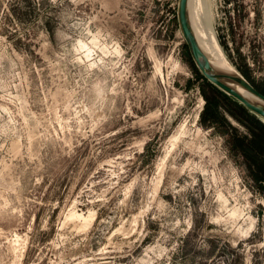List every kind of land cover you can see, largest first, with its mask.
Returning a JSON list of instances; mask_svg holds the SVG:
<instances>
[{
	"label": "rangeland",
	"instance_id": "rangeland-1",
	"mask_svg": "<svg viewBox=\"0 0 264 264\" xmlns=\"http://www.w3.org/2000/svg\"><path fill=\"white\" fill-rule=\"evenodd\" d=\"M177 1L0 0V264H264V121ZM208 1L264 95V0Z\"/></svg>",
	"mask_w": 264,
	"mask_h": 264
},
{
	"label": "water",
	"instance_id": "water-1",
	"mask_svg": "<svg viewBox=\"0 0 264 264\" xmlns=\"http://www.w3.org/2000/svg\"><path fill=\"white\" fill-rule=\"evenodd\" d=\"M187 3L188 0L177 1L176 19L178 29L182 35L187 52L193 64L208 83L216 87L227 96L231 97L233 100L245 107L249 112L253 113L259 119L264 121V95L257 91L243 77L219 73L211 66L209 59L200 49L193 35L188 17ZM231 85L238 86L247 94L253 96L255 99H257L259 105L246 99L233 87H231Z\"/></svg>",
	"mask_w": 264,
	"mask_h": 264
},
{
	"label": "bare ground",
	"instance_id": "bare-ground-1",
	"mask_svg": "<svg viewBox=\"0 0 264 264\" xmlns=\"http://www.w3.org/2000/svg\"><path fill=\"white\" fill-rule=\"evenodd\" d=\"M207 2L209 3L210 1L207 0ZM209 7H210V4L208 8ZM187 11H188L189 22L191 25L193 35L200 49L209 59L211 66L219 73H223L226 75H234V76L236 75V76L242 77L227 62V60L224 57L225 54H223L222 52V49L217 41L214 29L212 27V21H213L212 14H211L212 11L207 10L204 0H188ZM85 46L86 45H84L83 43L81 44V47H85ZM88 50H89V47H88ZM231 87H233L239 94L244 96L246 99H248L252 103L259 105V102L257 101V99L247 94L243 89L235 85H231Z\"/></svg>",
	"mask_w": 264,
	"mask_h": 264
},
{
	"label": "trees",
	"instance_id": "trees-1",
	"mask_svg": "<svg viewBox=\"0 0 264 264\" xmlns=\"http://www.w3.org/2000/svg\"><path fill=\"white\" fill-rule=\"evenodd\" d=\"M199 77L202 78L205 82H207L202 76L199 75ZM207 84H209L212 88H214L215 90H217V92H220V93H221V91H219L218 89H216V87H214V86L211 85L210 83L207 82ZM221 94H223V93H221ZM234 101H235V100H234ZM235 102H236V101H235ZM237 103H238V102H237ZM241 106H242V105H241Z\"/></svg>",
	"mask_w": 264,
	"mask_h": 264
}]
</instances>
